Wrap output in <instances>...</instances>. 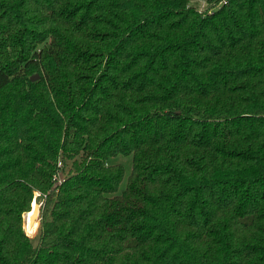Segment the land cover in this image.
<instances>
[{
	"label": "trees",
	"instance_id": "trees-1",
	"mask_svg": "<svg viewBox=\"0 0 264 264\" xmlns=\"http://www.w3.org/2000/svg\"><path fill=\"white\" fill-rule=\"evenodd\" d=\"M0 264H264V0H0Z\"/></svg>",
	"mask_w": 264,
	"mask_h": 264
},
{
	"label": "rangeland",
	"instance_id": "rangeland-1",
	"mask_svg": "<svg viewBox=\"0 0 264 264\" xmlns=\"http://www.w3.org/2000/svg\"><path fill=\"white\" fill-rule=\"evenodd\" d=\"M111 160L113 162H120V163H122L125 166L126 173H128V171L130 169V164H131V157L130 156L117 155V156L112 157ZM38 194L39 193L36 192L35 193V197L33 199L36 200L37 205H41V197ZM24 225H25V223H24ZM37 225H38V219H37ZM24 230L27 233L25 226H24ZM36 232H37V226H36V230H35L34 233H31V234L27 233V234H29L30 236L34 237L36 235Z\"/></svg>",
	"mask_w": 264,
	"mask_h": 264
},
{
	"label": "water",
	"instance_id": "water-1",
	"mask_svg": "<svg viewBox=\"0 0 264 264\" xmlns=\"http://www.w3.org/2000/svg\"><path fill=\"white\" fill-rule=\"evenodd\" d=\"M37 78V75H33L31 76V79L34 80ZM39 209H40V205L35 204V206H32L31 204V214L29 215V218H27V214H26V221L27 219H29V223L33 224L34 221L38 219L39 216Z\"/></svg>",
	"mask_w": 264,
	"mask_h": 264
},
{
	"label": "bare ground",
	"instance_id": "bare-ground-1",
	"mask_svg": "<svg viewBox=\"0 0 264 264\" xmlns=\"http://www.w3.org/2000/svg\"><path fill=\"white\" fill-rule=\"evenodd\" d=\"M31 204H32V206H35V204H37L36 200L33 199ZM31 211L32 210H30L29 212L24 214V218H25V225L24 226L26 228L27 233H29V234L34 233L35 230H36V226H37V221L36 220L34 221L33 224L29 223V219H27V221H26V214H27V218H29V215L31 214Z\"/></svg>",
	"mask_w": 264,
	"mask_h": 264
},
{
	"label": "built area",
	"instance_id": "built-area-1",
	"mask_svg": "<svg viewBox=\"0 0 264 264\" xmlns=\"http://www.w3.org/2000/svg\"><path fill=\"white\" fill-rule=\"evenodd\" d=\"M58 181H60V180H58Z\"/></svg>",
	"mask_w": 264,
	"mask_h": 264
}]
</instances>
